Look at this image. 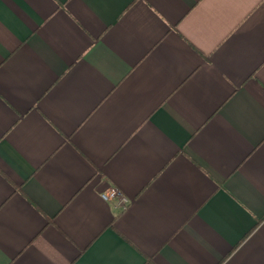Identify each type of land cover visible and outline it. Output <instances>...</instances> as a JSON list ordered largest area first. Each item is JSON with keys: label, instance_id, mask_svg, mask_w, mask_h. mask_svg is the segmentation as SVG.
<instances>
[{"label": "crops", "instance_id": "1", "mask_svg": "<svg viewBox=\"0 0 264 264\" xmlns=\"http://www.w3.org/2000/svg\"><path fill=\"white\" fill-rule=\"evenodd\" d=\"M0 264H264V0H0Z\"/></svg>", "mask_w": 264, "mask_h": 264}, {"label": "built area", "instance_id": "2", "mask_svg": "<svg viewBox=\"0 0 264 264\" xmlns=\"http://www.w3.org/2000/svg\"><path fill=\"white\" fill-rule=\"evenodd\" d=\"M102 197L104 200L107 201L112 200L114 198H118L120 199L122 204L128 201V199L123 195V193L115 187H111L108 191L103 192Z\"/></svg>", "mask_w": 264, "mask_h": 264}]
</instances>
